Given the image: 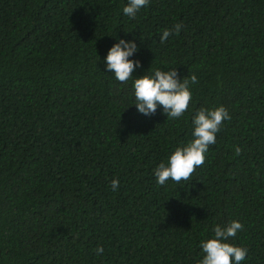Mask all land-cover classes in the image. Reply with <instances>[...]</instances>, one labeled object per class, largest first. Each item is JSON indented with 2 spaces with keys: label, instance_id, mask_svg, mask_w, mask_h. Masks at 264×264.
<instances>
[{
  "label": "trees",
  "instance_id": "16d2710c",
  "mask_svg": "<svg viewBox=\"0 0 264 264\" xmlns=\"http://www.w3.org/2000/svg\"><path fill=\"white\" fill-rule=\"evenodd\" d=\"M126 4L0 0V264H199L232 220L241 264H264V0ZM120 39L141 62L127 83L106 69ZM172 68L197 76L188 110L138 112L134 80ZM220 105L231 119L204 164L159 185L197 111Z\"/></svg>",
  "mask_w": 264,
  "mask_h": 264
},
{
  "label": "clouds",
  "instance_id": "9594fccd",
  "mask_svg": "<svg viewBox=\"0 0 264 264\" xmlns=\"http://www.w3.org/2000/svg\"><path fill=\"white\" fill-rule=\"evenodd\" d=\"M149 4V0H127L123 7L126 16L134 18L137 12ZM182 25L177 23L171 28H165L160 36L161 43L165 42L173 33L179 35ZM138 51L135 41L120 39L108 51L105 57L106 69L114 73L115 79L127 83L133 73L140 66V61L130 59ZM198 83L193 73L182 80L176 68L167 71L156 69L153 74H144L134 80L135 105L138 112L150 116L157 111V106L163 108L170 119L182 117L188 110L192 100L191 85ZM228 109L220 105L214 108H201L193 117V139L184 146L177 147L169 156L167 163L161 162L154 174L159 185H165L172 180L177 184L189 181L196 169L205 162V154L209 146L215 144L216 134L220 131L225 120H230ZM241 149L236 147L239 154ZM113 190L119 186L118 179L111 181ZM244 225L238 220L227 224L214 226V236L201 241L203 259L199 264H241L246 259L248 249L231 243ZM103 246L98 245L96 253L103 254Z\"/></svg>",
  "mask_w": 264,
  "mask_h": 264
}]
</instances>
